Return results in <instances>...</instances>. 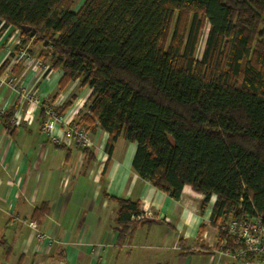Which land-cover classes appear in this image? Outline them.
Instances as JSON below:
<instances>
[{"label": "trees", "instance_id": "1", "mask_svg": "<svg viewBox=\"0 0 264 264\" xmlns=\"http://www.w3.org/2000/svg\"><path fill=\"white\" fill-rule=\"evenodd\" d=\"M75 4L0 0V37L10 28L19 45L41 46L38 56L62 71L54 98L75 80L88 88L76 124L104 130L108 150L119 137L134 143L132 169L154 188L177 200L189 185L204 195L202 208L214 196L218 240L229 237L227 220L260 216L264 225V0ZM109 198L123 233L139 201Z\"/></svg>", "mask_w": 264, "mask_h": 264}, {"label": "crops", "instance_id": "2", "mask_svg": "<svg viewBox=\"0 0 264 264\" xmlns=\"http://www.w3.org/2000/svg\"><path fill=\"white\" fill-rule=\"evenodd\" d=\"M17 44V30L0 37V65L9 59L0 77L6 71L17 76L15 85L0 82V264H245L219 253L221 222L210 221L215 197L202 208L204 195L189 185L177 200L157 190L132 169L134 143L119 137L108 150V134L97 126L88 130L86 151L54 143L41 129V110L70 101L62 118L74 120L90 90L75 80L54 98L62 71L49 66L39 80L41 70L16 59ZM21 86L38 97L35 110ZM14 105L6 121L4 113ZM109 196L137 200L152 217L132 220L120 233L117 204ZM31 221L48 239L37 238Z\"/></svg>", "mask_w": 264, "mask_h": 264}, {"label": "built area", "instance_id": "3", "mask_svg": "<svg viewBox=\"0 0 264 264\" xmlns=\"http://www.w3.org/2000/svg\"><path fill=\"white\" fill-rule=\"evenodd\" d=\"M26 55L25 51L20 52L16 59H21ZM6 71L1 77L0 82L8 84L12 79L6 80ZM22 94V93H21ZM23 95V94H22ZM27 96V94H26ZM34 104V110L39 104L37 96L31 97ZM55 104H48L44 109V120L41 129L49 135L54 143L64 144H77L79 146H90L91 141L89 132L85 127H80L76 124L75 120L65 121L62 115H58ZM14 123L19 122V118H13ZM62 125L61 132H54L56 125ZM151 214L143 212L132 216V220H141L144 218H151ZM32 229L36 231V236L40 240L48 239L46 234L38 230L37 224L34 221L28 223ZM228 234V238H222L220 241L221 247L219 253L232 257L233 259L242 260L245 264L253 262L264 264V225L260 216L249 217L245 219H232L229 220L224 228ZM251 257V259L249 258Z\"/></svg>", "mask_w": 264, "mask_h": 264}, {"label": "rangeland", "instance_id": "4", "mask_svg": "<svg viewBox=\"0 0 264 264\" xmlns=\"http://www.w3.org/2000/svg\"><path fill=\"white\" fill-rule=\"evenodd\" d=\"M84 0H76V4L75 6L73 7V10H77V8L79 7V5L83 2ZM207 28L208 26L206 25L204 30L202 31L201 33V36H200V39H199V42H198V46H197V49H196V57L199 58L201 56V52L203 50V46H204V41H205V37H206V33H207ZM16 36H17V32L14 33ZM18 47H20V49L18 50V53L22 52V51H25L26 52V55L23 56L22 58H24V60H27L28 62V67L29 68H35V70H41V73H40V79H42V77L46 74V70L49 68L50 66V60L46 57H39V52L41 50V46L40 45H37V46H32L29 42L22 45H18ZM43 48H46V47H43ZM47 50V49H46ZM30 53V54H29ZM21 58V60H23ZM16 75H14L13 73H6V80L5 81H8L9 79H12L14 78ZM16 79H17V76H16ZM14 80L12 79L10 83L8 84H11V85H15L17 83V80ZM21 89V93L22 94H27L28 97H33V95H31L30 93L28 94V91L25 89L24 86H21L20 87ZM20 92V90H19ZM85 93L86 91L82 92L81 96L78 98V101L75 103L76 105L77 104H80L81 102H83L85 99ZM53 94V93H52ZM72 98V97H71ZM73 100V99H71ZM39 105V104H38ZM59 111V110H57Z\"/></svg>", "mask_w": 264, "mask_h": 264}, {"label": "water", "instance_id": "5", "mask_svg": "<svg viewBox=\"0 0 264 264\" xmlns=\"http://www.w3.org/2000/svg\"><path fill=\"white\" fill-rule=\"evenodd\" d=\"M21 29H22V31H24V32H28L29 36H33L34 33H35V30H34V29H31L29 26H25V25H23V26H21ZM45 43H46V41L44 42V44H45Z\"/></svg>", "mask_w": 264, "mask_h": 264}]
</instances>
